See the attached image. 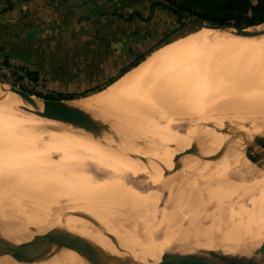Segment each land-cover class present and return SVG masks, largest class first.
Here are the masks:
<instances>
[{
  "label": "rangeland",
  "instance_id": "1",
  "mask_svg": "<svg viewBox=\"0 0 264 264\" xmlns=\"http://www.w3.org/2000/svg\"><path fill=\"white\" fill-rule=\"evenodd\" d=\"M155 1L157 2V1H164V0H128V4L133 5L134 7H138V8L140 6L142 8V11H144L145 13H146V10L148 9V13H146L144 18L145 17L150 18L151 14H149V9H151V7L153 6L152 3H155ZM251 1H254V0H251ZM154 6L159 7V14H160L159 20H155L158 23H156V24H154L155 22L152 23V26L153 25L158 26V29H159L158 44H162L165 41H173V40H175L174 42L185 41V39L190 37L193 33H195L196 30L199 31L198 30L199 28L200 29L204 28V26L200 25V24H203V25H210V26L214 27V28H212V27L210 28L212 30V40H213L212 42L218 46V49H219V46L221 47L219 50L212 51L211 53L205 52V49H200L199 45L196 47V49L186 48V51H184L182 53L181 60L179 62L174 61L173 59H166V60L160 61L159 63H157L156 65H154L151 68L150 72L147 75L139 78L137 84L134 86V90H135L134 94L130 93V91L127 93L128 95L131 94V95H129V97L135 98V104H137V100L140 99L141 94L142 95H143V93L151 94L155 89H157L156 91L159 90V92L156 95H154L155 99H157L159 101V104L155 105L153 107L152 106L147 107V110L151 111L152 113L155 112L156 114L159 115V117H157V119H160L159 121L162 123H160L159 125H156V126H164V122H165V124H166V122H172V124H174V126L168 127L167 134L170 135L172 138H174L172 140L176 141L178 139L179 141L177 140L176 141L177 143H176V142L169 139V141L166 140V142H164V143L161 142V145H162L161 151L163 152V154L166 156H168L170 154L169 156H171L174 159L172 161L167 159L166 162H165L166 158L161 159L160 162L158 161V162H156V164L154 163L155 164V165H153L154 171L151 172L150 168L146 167L147 165H145L144 159H146V161H147L148 157H144V159L142 157H140L139 158V159H141L140 164L142 162L144 164L142 163V165H141L142 167H140V164L136 163L137 165L139 164V166H136V165H134V161L132 162V160H130V158L132 157V155H131L132 153L128 150L122 151L120 149L121 152L119 150L120 153H119L118 157L115 156V160L114 161L111 160L112 162L110 161V162L106 163V158L108 156L106 154V151H105L106 156L105 157L101 156V158H100L99 157L100 154L97 151V149L95 147L91 148L89 146L90 142H91V140H89V138H88L89 136H91V137H97L98 136V138H99L100 136L104 135L106 137L107 136L110 137L113 131H114L113 135H116L117 130L114 129V127H116V126H114L113 123H115V125L118 124V126L125 127V128L129 126L126 123L136 124L135 123L136 121H128V119H126V118H121V119L118 118L119 121L117 120V118H115V119L110 118V119L105 120V119H102L101 116H99L98 110H94L91 108L88 109V107H85V108L81 107L80 102L82 100H90L91 98H93V96H91V95L98 93L100 90L95 92V93H92V94L84 93L82 95H79L80 97H78V98L64 102V103L68 104L70 107H72L73 109H75L76 111H78L79 113L87 115V120L81 126H84L86 128H87V126L90 127V129L88 128L89 132L76 133L75 132L76 129H74V125H75L74 123L69 124L67 122H62V121L55 119V118L53 120H48V118L46 119V117L37 116L35 114L34 110H32V109H24V107L22 109L18 104L11 102V100L9 98L5 97L1 93L2 88H1V83H0V135H2V136H0V153L2 151L6 150L5 148H7V150L10 149V150H14V151L16 150L17 151L18 150L17 148L20 147L21 149L24 150V152L27 154V156L29 158L31 157L35 160L40 159L42 161H46L47 164H49V163L51 164L54 161L56 162V160L60 159L61 157H64L65 155L73 154L75 152L76 153L83 152L85 154L76 157L74 159L75 161H73L74 162L73 164H76V166L75 165L74 166H75V169L77 171L78 170L80 171V169H79L80 167H78V166H81V168H84V167L91 168L90 169V175L94 179L93 182L91 181L90 176H85L90 181H88V182L84 181L83 183H84V185L89 186V189H91V188H92L91 190L95 189L94 191L96 193L94 195H95V197L96 196L99 197V198H95V197L92 198L90 196L92 198L91 199L89 197V195L86 194V198L88 199V197H89L92 201L89 199L88 201H90V202H88L87 199L86 200L84 199L86 201L85 202L83 199H81V200H83V202L82 201H80V202L83 203V205H84L83 206L81 203L78 204L79 202L77 203L76 200H74L73 198H72V200L70 198H66L65 196H67L69 192H65L61 197H59L60 199L58 201H54L56 198L53 199V196L51 194H49V196H48V194L42 193V192L37 191L35 189L34 186L36 184H39V183L31 184L33 186V188H31V187H23L22 188V187H19L18 184H10V182H7V180L5 182L4 176L7 173L3 172V167L6 164H8V161L3 160L0 157V208L3 211H6V212L10 213L11 215H13L19 219H24V222L27 225L32 226V227H35V225H34L35 218L34 217L36 216L37 220H39L42 223H45L48 225H53L56 227H59V224L63 225L65 231H67L69 234H71L73 236L74 235L78 236L80 234H84L86 230H90V232L93 235L97 236V238L100 240V242H107L108 244H113V245H126V244H128L130 246L131 250L134 248L132 250V252H133V255H134L136 262L138 264H143V263L144 264H155V263L156 264H164V263L165 264H169V263L173 264L174 262L181 264L183 261L184 262L182 264H187L188 263V260H186V259H188L187 256L192 257L195 255L192 252L189 254L186 253L185 254L186 259L182 258V256L184 257V255H183L184 253H181L182 254V256H181V254H180V252H182L181 250H183V252L190 250V249H187L185 247L186 245H189V247L192 248L194 250V252L197 251L194 247L195 245L196 246L197 245H199V246L200 245L211 246L208 253L203 256V259L210 258L212 256V253L215 251L220 253V254H223L227 251L242 252V251H252V250H256V249L264 251L263 242L258 237H248L246 239V241L244 243H242L240 246L232 245V244H228V243H214L213 244V243L206 241L203 238H201V239L198 238L199 235H202L204 232H206L205 230H207V229L208 230H210V229L211 230H219V229L227 228V227L231 226L235 229V231H238L240 234H244L245 232L247 233V231L249 230L248 228H251L253 226H260V224H261V226L264 225L262 223L254 225V224H249V222H248V220L251 219L252 217H263L264 216L263 210H258V211L255 210V212L253 211L256 206L264 203V174H263L264 173V128L256 127L255 125H252V123L248 125V123H250V122L249 121L247 122V119H242V120L240 119L239 120L237 117L243 118V117H240L243 115H242V113H240V114L238 113L240 116L239 115L235 116L237 114L236 112L243 111V109L245 110L246 109V108H244L245 105L241 106V104H239L240 106H238V105L234 104L238 107L233 108L232 105H233V103H236V102H233L232 100H234V99H231L232 97H230V100L232 102H231V104L228 105L227 102L229 101V99H228L229 96H227L228 94H226L227 92L228 93L230 92V94L233 92L235 93L237 90L236 84L234 83V82L238 81L236 77H239L238 76L239 74L244 75L243 73H245L244 70L240 71V69H242L241 67L244 66V64H241V63L246 62L249 57H250L249 59H252L253 57L254 58L260 57L259 53L264 54V50L261 51L262 53L261 52H254V54H255V56H254V55H252L253 52H250L249 50L247 52V49H245V51H244L241 46H238L240 48L237 47V49L235 50L236 46L233 49V46H231V45H230L231 48L229 45H228V47H226L227 44L225 43V42H228L230 40L229 42L239 41V42L246 45L250 42H258L260 40H264V22L259 24V25H256V26L248 27V28L241 29V30L237 31L232 25H229V24H222V25L207 24V23L201 22L198 18H196L194 16L191 17V19L189 21H186V11H184V16H185V18L183 19L184 22L179 24L177 22L176 14H174L171 10L169 12L166 11L165 12L166 14H164V12L162 14L161 9L164 10L165 7L161 6V5H154ZM168 14H170V19L167 21L165 19H166V16ZM218 42L219 43L221 42L222 44L219 45ZM244 42H247V43H244ZM223 43H225V44H223ZM222 45H223V47L225 45L226 46L223 48ZM150 50H152V48H149L146 52L143 53V55L145 54V56H146V54H148L150 52ZM256 53L258 54L257 57H256ZM250 55H252L253 57ZM222 56H226V57H222ZM244 56H245V58H243ZM246 57H248V58H246ZM219 64H221V65H219ZM240 65H242V66H240ZM236 68H238V69H236ZM236 70H237V73L234 75ZM221 71H224V73L222 72L223 73L222 74ZM225 73H226V75L224 76V80L232 81V85L230 84L231 82H228V81L226 82V81L222 80L223 79L222 76ZM193 74H194V76H193ZM227 74L230 76V78H229V76H228V78L226 77ZM172 75L174 77H172ZM232 76H233V78H232ZM234 76H236V77H234ZM192 77L196 78L198 87H196L193 95H191L192 97H187V96H185V97L187 99L193 98V99L199 100L196 107H194L191 110H187L185 107L174 108V107L168 106V103L164 102V91L166 90L165 88L167 86V81H169L170 79H172V80L176 79V81H177L176 86H175V91H176V89H179L178 86H182V87L185 86L186 83ZM220 79H221V82L223 81V83H222L223 88H222L221 84L219 85ZM229 79H231V80H229ZM233 79L235 81H233ZM247 79H248V77L245 75L244 81L242 80L240 82V84L238 83L237 86L239 87V85H240V87L238 88L239 89L238 91L239 92L245 91V93L248 92L246 94H249V95L254 94L253 92L256 89H254L253 88L254 86H252L253 80L251 78L248 79L250 82H252L250 84ZM225 82H226V84L227 83L229 84V85H227V87L225 86L226 85ZM242 83H243L244 87H243ZM223 84H225V85H223ZM230 85L232 86V88ZM4 86L7 87L6 85H4ZM224 86L226 88L225 89L226 91L225 90L222 91V89H224ZM217 87L224 93V95L221 94V95L217 96V94L221 92L219 89H217ZM104 88H106V87H104ZM228 88H229V91H228ZM241 88H243L244 91L240 90ZM103 89H101V90H103ZM257 92L258 91H256V94L258 95ZM127 94L125 93L126 96H127ZM203 95L207 96V97L204 96L206 98V100L204 99ZM257 95L254 94V96H257ZM34 96L43 98V97H41V96H43L42 94H36ZM223 96H227V100L225 99L226 97H223ZM120 98H122V96L117 98V100L119 99V101H120L121 100ZM251 105L255 109L256 108L258 109L260 107L259 105H253V104H251ZM223 110L225 113L223 112ZM165 114L169 117L171 116L172 118L167 117ZM191 115L194 117L193 120L190 119ZM99 117H101V120ZM233 117H234V119H233ZM163 118H164V120H163ZM116 122H118V123H116ZM149 124H150V122H145L143 125L148 126ZM250 125H252V126H250ZM172 127H173V133L170 132V128H172ZM181 127L182 128L184 127V128L182 129ZM140 128H142L143 131H145L146 133H148L150 130L149 129L148 131H146L144 129V127H142V126ZM186 128H188V129L191 128V130H194L197 132H203L208 137L210 136L209 138L219 137V138H224L227 142L228 141L231 142V146H232L233 150H230V146H229V144H227L229 147L227 148V145L225 146V148H227L225 150V152H224V150H223V152H222V150H219V151H217L218 154H217V152H215V153L217 154L218 157H219V155H220V157L226 156L229 159L228 160L225 157L223 159V162L227 163L229 165L228 167L232 166L231 169L229 168L230 170H232L234 167L238 168L239 166L246 168L242 171V168L239 167L240 168L239 174H242V175L240 176L239 174H237V176H235L236 179L243 178V177L245 178V176L247 174L251 173V175L253 176L254 182H253V184H251V187L249 188V190L247 192L248 197L240 198L237 201H234V200H236L237 193L234 195V193L236 191L233 192V195L235 196L234 197L233 195H230L232 192L231 191L230 194L229 193L226 194V196H228V194H229V196L231 197L230 199H232V196H233V199L235 198L234 200H232L231 203L223 204V207L219 208V209H214L216 207L211 206L208 209L209 211L211 210L210 215H208L206 217L202 216L200 209L204 208L202 205L204 202L208 201V199H206V198L204 199L203 195H202L203 197L202 196L197 197L198 195H196V197L198 198V199H196V197H194L195 194H193V196H192L190 193L187 192L186 188L190 187V186H194L196 184L200 186L201 182L209 181L213 177L212 176L209 177V175L206 174L207 176L202 175L203 177L201 178V176H199V174L197 173L198 169H200L199 165H197V164L192 165V167L188 166L189 168L188 167L186 168V158H187V160H190L192 163H201V160L204 162L205 161L214 162V161H217L220 159L212 157L211 155L201 151L202 145L199 141L192 142L191 144H189V147L187 149L183 150V148L180 146L183 144L182 142H181L182 144L180 143V141H181L180 139H182V133L184 132V130ZM256 128H258V129H256ZM150 132L152 134H155L158 136L162 135V134L157 133L155 130H150ZM95 134H97V135L95 136ZM141 135H143L142 131L140 132V135H138V136H141ZM164 135H166V134H164ZM91 137H90V139H91ZM121 138H122V136H121ZM141 142H140V144H142L141 146L143 147L147 143V140L145 141V139H144ZM167 142H168L169 146H168ZM178 143H180V144H178ZM105 144L106 143H104V145ZM235 146H241V148L244 151H248L251 155H256V156L260 155L261 156V159H260L261 163L259 162L256 164L255 162L254 163L249 162V163L244 165V162H243L244 161V155H241L240 152L237 151ZM86 147H87V150L85 149ZM166 147H168V148L172 147L170 149V153L168 151L169 149ZM92 149L94 150V152ZM163 149H165V151H163ZM172 149H173V151L175 150L174 154H173ZM91 150H92V152H91ZM191 150L193 152H191ZM126 152H128V153H126ZM167 152H168V155H167ZM88 153H90L89 156H88ZM200 153H201V155H200ZM215 153L213 155L216 156ZM236 153L238 155H236ZM193 154L196 156H193ZM198 154L200 155V158H199ZM126 155H128V157H126ZM174 155H175V157H174ZM83 156H85V158ZM143 156H148V154L143 155ZM79 157H81V158L79 159ZM82 157L86 161L85 160L83 161ZM116 157H117V159H116ZM149 157H150V155H149ZM126 158H128L129 161L128 160L126 161ZM177 158H178V160H177ZM87 159H89V161ZM120 159H122L124 162L126 161V163H124L123 167L119 168L120 171L122 169V172H121L122 174L120 175V178H118V176H117L116 182H114L115 177L112 178V175L114 172L113 173H109V172L112 170L111 166L115 167V166H113L114 165L113 163H118V161H120ZM92 160H93V162L97 160V161H101L103 163L102 164L100 163L101 166L99 165L97 168V166L92 164ZM175 161H176V163H175ZM109 163H112L113 165H111ZM18 164H19V166H22V167L27 166L29 169V172H30V174H29L30 176H35L36 174H38L37 170H36L37 171L36 172L33 169L35 171L34 172L31 169L32 167H34V166H32L33 165L32 163L18 161L17 165ZM129 165L131 166L130 168H132V169L129 168ZM132 165H133V167L136 166V168L140 167V169L133 168ZM30 166H32V167L29 168ZM108 166H109V168H108ZM143 166H145V168ZM153 166H151V169ZM214 166H216V165H214ZM236 166H238V167H236ZM155 167H156V169H155ZM86 168H84V169H86ZM110 168H111V170H110ZM35 169H38V168H35ZM144 169L148 173L144 172ZM86 170H88V169H86ZM127 170L129 171L130 174L132 173L131 176L134 175L133 179L129 175ZM132 170H134V172ZM82 171H80V172H82ZM101 171H103V172H101ZM194 171H196V172H194ZM247 171H249V173L246 174ZM255 171L257 173L256 175H255ZM149 172H151V173H149ZM75 173L77 174V172H75ZM75 173L72 174L74 176H71L69 174H68V176L66 175L67 177H65V179H70V178H74V177L76 178L77 176L75 175ZM102 173L106 174L107 176L110 174V177L112 178V180L110 178L111 181L108 182L109 183L108 186L110 188L107 187V189L109 191L106 188H104V189H106V191L104 190V192H102L103 190H101V192H99L100 187H98V185H99L98 183L101 181H99L97 183V179L100 180L99 179L100 174H102ZM134 173H136V174H134ZM190 175L192 177L191 179H190ZM195 175H196V178L194 177ZM260 175H261V177H258ZM107 176H106V178L108 179L109 176L108 177ZM206 177H208V179ZM129 178H131V179H129ZM134 178H135V180H134ZM113 179H114V181H113ZM8 181H9V179H8ZM27 181L28 180H26V183L28 185ZM61 181L62 180H60L59 182H56V181L54 182L55 186L57 187L56 189H58V185L61 183ZM112 181L114 184L112 183ZM128 181H131V185H129L130 182L128 183ZM196 181H200V182L197 183ZM194 182H195V184H194ZM126 184H128V186H130V187H126V189H125L124 185H126ZM187 184L188 185L190 184V186H188ZM90 185H92V186H90ZM94 185H96L97 188ZM186 185H187V187H186ZM256 185H257V189H256ZM199 186H198V188L200 190V187L202 185L200 187ZM111 187L113 189H111ZM195 188L198 189L197 187H195ZM96 189H99V191H97ZM101 189H103V186H101ZM112 190H114L116 192H114ZM94 191H90V192L92 193ZM110 192H112V193H110ZM186 194L188 195V197ZM196 194H199V193L196 192ZM87 195H88V197H87ZM92 195H93V193H92ZM207 195L205 194V196H207ZM243 195H245V194L243 193ZM84 197H82V198H84ZM68 199H69V202H68ZM93 199H95L94 202H93ZM141 200H142V202H141ZM163 201H165L166 203ZM74 203H76V204H74ZM118 203H119V205H118ZM154 203H155V205H154ZM156 203H158V204H156ZM162 203H163V205H162ZM187 203L192 205V208H194L192 213L189 212L190 209H189ZM212 203H213V201H211V204ZM52 204H54V205L56 204V206H57L56 209H54V211H51V210L48 211V209H52L50 207ZM90 204H91V206H90ZM170 205H171V208H170ZM172 205H174L176 208ZM218 205H220V204L217 203V206ZM75 206H77V207H75ZM107 206H109V207H107ZM112 206H114V207H112ZM239 206H242V208H243V209H241V212L239 214L234 215V216H230L231 213L234 210H236V207H239ZM103 207L106 209H104ZM151 207H152V209H151ZM172 207L176 211L173 210ZM78 208L80 211L76 212ZM114 208H116L115 211H114ZM44 209L47 213L48 212L49 213L47 214L46 212H44L43 211ZM69 209H71L70 210L71 212L69 211ZM101 209H102V211H101ZM118 209H121L122 211L118 210ZM169 209H172V211H175L178 214H175V212L173 213ZM166 211L167 212L169 211L171 214L168 213V215H166V213H167ZM42 212L45 213V214L43 213V216H42ZM64 213H65V215L63 216ZM24 214L27 217H23ZM206 214H208V213H206ZM20 215H22V216H20ZM81 216H83V218ZM76 221H77V223H75ZM86 221H88V222H86ZM235 221L237 222L238 226L235 225ZM54 223H55V225H54ZM142 224H144V225H142ZM103 227H104V229H103ZM172 228L173 229L176 228L175 229L176 231L173 230ZM128 233H130V234H128ZM178 238H180V240ZM163 239H164V243H163ZM177 239L179 241H177ZM175 240H176V242H174ZM0 241L4 244L7 243L2 239H0ZM170 243H172V244H170ZM168 244H170V245H168ZM166 245H168V246H166ZM181 247L185 248L187 250L185 251V249H182ZM205 247L208 248L207 246H204V248ZM215 248H216V250H215ZM201 251H203V250H201ZM124 253H126V252H124ZM166 253H168V254H166ZM177 254H178V256H177ZM137 256H138V259H137ZM237 257L235 256V258L231 259L232 260V262L230 261L231 264H233V263L234 264H252V262L255 264L256 263L259 264V262H260V264H263L262 262H264V257L263 258L260 257V260H259V256L253 257V259L254 260L256 259V261H258V262L252 261L253 260V259H251L252 257L250 259L246 258L245 256L243 257V259L241 258V256L240 257L237 256ZM257 257H258V259H257ZM179 258L181 260L178 261ZM240 258H241V260H240ZM190 259L191 260H189V264H193V259L192 258H190ZM244 259L249 260V261L245 262ZM165 260H166V262L168 260V262L166 263ZM185 260L187 262H185ZM172 261H173V263H172ZM158 262H160V263H158ZM236 262H238V263H236ZM249 262H251V263H249Z\"/></svg>",
  "mask_w": 264,
  "mask_h": 264
},
{
  "label": "bare ground",
  "instance_id": "2",
  "mask_svg": "<svg viewBox=\"0 0 264 264\" xmlns=\"http://www.w3.org/2000/svg\"><path fill=\"white\" fill-rule=\"evenodd\" d=\"M207 27V28H206ZM211 27L209 26H204V28H201L199 29V31H196L195 33H193L190 37L186 38L185 41H178V42H173V43H170V44H167L159 49H157L156 51L150 53L143 61H141L137 66L133 67L132 69H130L129 71H127L124 75H122L119 79H117L115 82L111 83L110 85H108L106 88H104L103 90L99 91L98 93H95L94 95H91L93 96V98H91L90 100H82L80 102L81 104V107L82 108H85V107H88L91 108V109H94V110H98L99 112V116L102 117V119H115L117 118H126L128 119V121H136L134 123H126L128 124L129 126L128 127H121V126H118L114 124V129L117 130L116 132V135H113V132L111 134L110 137H106V136H100L98 138L97 137H91L89 136V140H91L90 142V147L91 148H96L97 151L99 152L100 154V158L101 156H106L105 155V151H106V154L108 155L107 158H106V163L110 162L111 160H115V156L118 157L119 153L122 151H130L132 157L130 158V160H132V162L134 161V165L136 166H139L140 164V161L141 159H139L140 157H142L144 159V157H148L147 161L146 159L145 160V165H147L146 167L150 168V171H154V166L156 164V162H160L161 159H165V162L167 161V159L169 160H173L174 158H172L171 156L168 155V152H167V155H164L163 152L161 151V148H162V145H161V142H166L174 138H172L170 135L167 134V131H168V127H171V126H174V124H172V122H164V126H156V125H159L160 122L159 120L160 119H157V117H159L158 114H156L155 112H151L149 110H147V107H150V106H155V105H158L159 104V101L157 99H155V96L158 92L156 91L157 89H155L151 94H145L143 93V95L141 94L140 96V99L137 100V104H135V98L134 97H129V95L131 94H127L129 91L130 93H133L135 92L134 90V86L137 84L139 78L147 75L151 68L156 65L157 63H159L160 61L162 60H166V59H173L174 61H180L181 60V55L184 51H186V48H192V49H196V47L199 45L200 49H205V52H208V53H211L212 51H216V50H219L221 47L219 46V49H218V46L215 45V43H213L212 41V30L210 29ZM262 39V38H261ZM237 40V39H236ZM230 41V40H229ZM225 42L227 44L226 47H228V45L230 46H233V49L234 47L236 46L235 50L237 49L238 46H241L243 48V50L245 51V49H247V52L248 50L250 52H253L252 55L255 56L254 52H261L264 50V40H260L258 42H250L248 44H243L239 41H232V42ZM216 42V41H215ZM219 43V42H218ZM223 43V44H225ZM244 43H247V42H244ZM222 43L220 42L219 45H221ZM224 46V47H225ZM230 46V48H231ZM223 47V45H222ZM223 47V48H224ZM240 48V47H238ZM228 49V48H227ZM234 50V51H235ZM242 50V49H241ZM262 53V52H261ZM185 54V53H184ZM206 54V53H205ZM241 55V54H240ZM245 55V54H244ZM250 55V56H252ZM221 56V55H220ZM258 56V54L256 53V57ZM259 56L260 57H257V58H253L252 59H249L248 57V60L244 63H241V64H244L243 67H241L242 69H240V71H245V73H243L244 75H238L239 77H236L237 78V82H234L236 84V92L233 94L230 92L226 93L228 94L227 96H229V101L227 102V104H231V102H236V103H233L240 106L239 104L242 105H245L244 108H246L245 110L243 109V111H240V112H236L237 114L235 116H238L240 113H242L243 116H240V117H243V118H239L237 117L239 120L241 119H247V122L249 121L252 125H255L256 127H262L264 128V54H260L259 53ZM205 57V56H204ZM222 57H226V56H222ZM245 58V56L243 57ZM239 59V58H238ZM241 59V58H240ZM242 61V60H241ZM238 62V61H237ZM236 63V62H235ZM240 63V62H239ZM221 65V64H219ZM242 66V65H240ZM239 66V67H240ZM238 69V68H236ZM223 70V69H222ZM224 73V71H221V73ZM222 73V74H223ZM237 73V70L236 72L234 73V75ZM239 73V72H238ZM221 74V75H222ZM230 74V73H229ZM226 75V73L222 76L224 80V76ZM233 75V74H232ZM245 75L248 77V79H252L253 80V85L254 86L253 88L256 89L253 93L255 95L256 94V91H258V95L257 96H254V94H246L248 92L245 93V91L243 90V88H241L240 90H243L244 92H239L238 88L239 87L237 86L238 83L240 84V82L243 80L244 81V77ZM194 76V74H193ZM228 74H227V78H228ZM172 77H174L172 75ZM220 77V76H219ZM230 78V76H229ZM233 78V76H232ZM231 78V79H232ZM243 78V79H242ZM226 79V78H225ZM229 79V80H231ZM247 79V80H248ZM251 80V81H252ZM226 81V80H224ZM228 81V80H227ZM226 81V82H227ZM233 81H235L233 79ZM176 79L175 80H172L170 79L169 81H167V86H166V90L164 91V102L165 103H168V106H171V107H174V108H180V107H185L187 110H191L193 109L194 107H196L197 103L199 102V100H196V99H193V98H190V99H187L185 96L187 97H192L191 95H193L196 87L197 86V81H196V78L195 77H192L187 83L185 86H178L179 89H176L175 91V86H176ZM219 85L221 84L222 86V83L223 81L221 82V79L219 81ZM225 82V84H226ZM228 82H231L230 84L232 85V81H228ZM246 82V81H245ZM248 82L251 84L252 82H250L248 80ZM223 84V85H225ZM218 85V86H219ZM227 85H229L228 83L225 85L227 87ZM230 85V86H231ZM243 85V83H242ZM224 86V89L225 88ZM235 86V85H234ZM244 87V85H243ZM249 87V86H248ZM247 87V88H248ZM251 87V86H250ZM7 88V87H6ZM223 88V86H222ZM230 88V87H229ZM229 88H228V91H229ZM232 88V86H231ZM252 88V87H251ZM252 88V89H253ZM134 91H133V90ZM217 89H219L217 87ZM234 89V88H233ZM220 90V89H219ZM232 90V89H231ZM235 90V89H234ZM247 90V89H246ZM251 90V89H250ZM218 91V90H217ZM221 91V90H220ZM219 91V92H220ZM220 92L217 94L218 95H221L224 93L223 92ZM226 91V90H225ZM125 93L127 94V96L125 95ZM176 93V94H175ZM178 93V94H177ZM205 94V93H204ZM4 95V94H3ZM124 95V96H123ZM174 95V96H173ZM207 95V94H206ZM206 95H203L206 96ZM5 97L9 98L11 100V102L15 103V104H18L22 109L24 107V109H32L34 111H36L34 108H30L28 107L27 105H25L24 103H22L19 99L15 98V97H10V96H7V95H4ZM90 96V97H91ZM120 98L121 100L119 101V99L117 100V98L121 97ZM208 96V95H207ZM206 96V97H207ZM227 96H223V97H226L225 99L227 100ZM89 97V98H90ZM230 97H232L231 99H234V100H230ZM88 98V99H89ZM8 99V100H9ZM204 99L206 100V98L204 97ZM236 100V101H235ZM68 101V100H66ZM65 101H58L57 102V106H58V109H57V112L56 114L54 115L53 118H48V120H53L54 118L55 119H58L62 122H67L69 124L71 123H74V129L76 133H84V132H89V129L90 127L87 126L84 127V126H81L83 125L85 122H81V119L80 117L82 115H85V114H82V113H79L78 111H76L75 109H73L72 107H70L68 104L64 103ZM206 102V101H205ZM230 102V103H229ZM249 103V104H248ZM259 105L260 107L256 110L254 107H252V105ZM232 107L236 108L238 106L234 105ZM231 106V105H230ZM251 106V107H250ZM231 107V108H232ZM248 107V108H247ZM232 108V109H233ZM66 111H70L71 113H75L77 115V120H73L71 117H66L65 116V112ZM237 111V110H236ZM224 112V110H223ZM166 113V112H165ZM225 113V112H224ZM239 113V114H238ZM163 114V113H162ZM167 114V113H166ZM165 114V115H166ZM176 115V114H175ZM262 115V116H261ZM167 116V115H166ZM177 116V115H176ZM260 116V117H259ZM101 117L100 120H101ZM169 117V116H167ZM98 118V119H99ZM162 118V117H161ZM169 118H172L171 116ZM193 116L191 115L190 116V119L193 120ZM47 119V118H46ZM222 119V118H221ZM234 119V117H233ZM164 120V118H163ZM252 120V121H251ZM119 121V120H118ZM162 121V120H161ZM166 121V120H165ZM245 121V120H244ZM145 122H150V124L148 126H144L143 124ZM236 122V121H235ZM241 122V121H240ZM118 123V122H116ZM148 124V123H147ZM206 125V124H205ZM247 125V126H248ZM250 125V126H252ZM144 127V129L146 131H148L149 129L150 130H155L157 133L159 134H162L160 136L158 135H155V134H152L149 130L148 133H146L145 131H143L142 128L140 127ZM181 126V125H180ZM191 126V125H190ZM112 127V126H111ZM177 127V126H176ZM179 127V126H178ZM254 127V126H253ZM89 128V129H88ZM182 128V127H181ZM184 128V127H183ZM182 128V129H183ZM215 129V128H214ZM258 129V128H256ZM103 130V129H102ZM115 130V131H116ZM203 130V129H202ZM143 132V135L141 136H138L140 135V132ZM145 132V133H144ZM170 132L173 133V127L170 128ZM206 132V131H205ZM106 134V133H105ZM135 136H134V135ZM149 134V135H148ZM166 134V135H164ZM97 134H95L96 136ZM101 135V134H100ZM209 135V134H208ZM2 136V135H0ZM122 136V138H121ZM91 137V139H90ZM210 137V136H209ZM205 133L203 132H197V131H194V130H191L186 128L184 130V132L182 133V139H180V143L182 145H180L183 150L187 149L189 147V144H191L192 142L194 141H199L202 145L201 147V151H203L204 153H207L209 155H211L212 157H215V158H218L220 160H217V161H214V162H208V161H202L201 160V163H192L190 160H187L186 158V168L189 166V167H192V165H199L200 169H198V174L199 176H201V178L208 174L209 177L212 176L213 178L209 181H205V182H201L200 184L202 185H194V186H190V184L188 186L190 187H187L186 185V190L188 193H190L192 196L193 194H195L194 197H196V195H198L197 197H201L202 196L204 199H208V201L204 202L203 203V207L202 209H200L201 211V214L203 217H206L208 215H210V212L211 210L209 211L208 209L211 207V206H215L216 208L214 209H219V208H222L223 207V204H227V203H231L233 199V196L237 193L236 195V200L234 201H237L238 199L240 198H246L248 197L247 195V192L249 190V188L251 187V184H253V176L251 175V173H249V171L246 172L249 173L245 176V178H238L236 179L235 176H237V174H239V171H240V168H242V171L246 168H243L241 166H236L238 168H234L232 170L231 167H228L229 165L227 163H224L223 162V159L226 157H223L219 155V157L217 156L219 150H225L230 146V150H233L232 146H231V142H227L224 138H219V137H211L209 138ZM145 139V141L147 140V143L142 147L140 144L141 141H143ZM178 140V139H177ZM176 140V141H177ZM85 141V140H84ZM174 141V140H172ZM174 141V142H176ZM179 141V140H178ZM89 143V142H88ZM104 143H106L104 145ZM142 143V142H141ZM145 143V142H144ZM173 143V142H172ZM177 143V142H176ZM178 143V144H180ZM188 143V144H187ZM168 144V142H167ZM229 144V146L227 145ZM227 145V148H225V146ZM169 146V144H168ZM237 151L240 152L241 155H244V165L249 163V162H252V163H259L260 162V159H261V156L258 155H251L248 151H244L241 146H235ZM164 148V147H163ZM168 148V147H166ZM172 147H169L167 150L169 151L170 153V149ZM6 150L2 151L0 153V157L3 159V160H6L8 161V164H6L4 167H3V172L7 173L4 177H5V182L7 180V182H10V184H18L19 187H31L33 188V186L31 184H35V183H39V184H36L34 187L37 191H40L42 193H45V194H51L53 196V199L56 198L54 201H58L65 192H69L67 196H65L66 198H70L72 200V198L74 200H76V202L78 204H82L83 205V200L87 199L86 198V194L89 195V197L91 196L92 198L95 197V189L94 190H91L89 189V186H86L84 185V181H90L88 180V178H86L85 176H90V169L91 168H81V166H78L80 167V172L79 170L77 171L75 169V166L76 164H73L75 161L74 159L80 155H83L85 153L83 152H79V153H73V154H69V155H65L64 157H61L60 159L56 160V162L54 161L53 163H49L47 164L46 161H42L40 159L38 160H35L33 158H29L27 156V154L24 152L23 149H21L20 147H18L17 151L15 150H7V148H5ZM87 150V147L85 148ZM95 149V150H96ZM121 149V150H120ZM174 149V148H173ZM172 149V151H173ZM193 149V148H192ZM93 150V149H92ZM91 150V152H92ZM120 150V152H119ZM194 150V149H193ZM246 150V149H245ZM84 151V150H83ZM163 151H165V149H163ZM188 151V150H187ZM186 151V152H187ZM86 152V151H85ZM88 152V151H87ZM90 152V153H91ZM94 152V150H93ZM96 152V151H95ZM175 150L173 151V154H174ZM191 152H193L191 150ZM195 152V151H194ZM217 152V154L215 153ZM88 153V156L89 154ZM97 153V152H96ZM128 153V152H126ZM166 153V152H165ZM216 154L213 155V154ZM220 153V152H219ZM232 153V152H231ZM247 153V154H246ZM258 153V152H257ZM148 154V156H143V155H146ZM172 154V153H171ZM190 154V153H189ZM222 154V153H221ZM150 155V157H149ZM191 155V154H190ZM189 155V156H190ZM199 155V154H198ZM201 155V153H200ZM200 155H199V158H200ZM236 155H238L236 153ZM87 156V157H88ZM125 156V155H124ZM193 156H196L193 154ZM203 156V155H202ZM85 158V156H83ZM82 157V159H83ZM116 157V159H117ZM126 157H128V155H126ZM175 157V155H174ZM81 157H79L80 159ZM227 158V157H226ZM78 159V160H79ZM228 159V158H227ZM231 159V158H230ZM85 159H83L84 161ZM89 161V159H87ZM128 160V158H126V161ZM176 160V159H175ZM178 160V158H177ZM216 160V159H215ZM229 160V159H228ZM18 161H22V162H28V163H32L34 167L30 166L29 168H31L32 170L34 169L38 174H36L35 176H30V172H29V169L28 167L26 166H19V164L17 165V162ZM82 161V160H81ZM80 161V162H81ZM82 161V162H83ZM86 161V160H85ZM126 161L124 162L122 159H120V161H118V163H109L115 167H112V170L110 168V172L109 173H113L112 175V178L114 182H116V178L118 176V178H120V175L122 174V169L121 171L119 170L120 167H123L124 163H126ZM129 161V160H128ZM139 161V162H138ZM155 161V162H154ZM79 162V163H80ZM112 162V161H111ZM78 163V162H77ZM100 163L102 164L103 162L101 161H94L92 160V164H94L95 166H98L100 165ZM136 163H139L138 165ZM143 163V162H142ZM142 163L140 164V167H142ZM155 163V164H154ZM176 163V161H175ZM212 163V164H211ZM261 163V162H260ZM116 164V165H115ZM130 164V163H129ZM133 164V163H132ZM144 164V163H143ZM167 164V163H166ZM230 164V163H229ZM31 165V164H30ZM75 165V166H74ZM84 165V164H83ZM82 165V166H83ZM107 165V164H106ZM216 165V166H214ZM101 166V165H100ZM132 167L133 168H136ZM151 166L152 169H151ZM168 166V165H167ZM92 167V166H91ZM131 166L129 165V168ZM140 167L136 168V169H140ZM145 168V166H143ZM188 167V168H189ZM194 167V166H193ZM35 168H38V169H35ZM109 168V166H108ZM230 168V169H229ZM248 168V167H247ZM30 169V170H31ZM132 169V168H130ZM142 169V168H141ZM156 169V167H155ZM161 169V168H160ZM250 169V168H249ZM33 170V171H34ZM125 170V169H124ZM129 170V169H128ZM127 170V172L129 173V171ZM147 170V169H146ZM190 170V169H189ZM248 170V169H247ZM34 171V172H35ZM92 171V170H91ZM120 171V172H119ZM134 172V170H132ZM139 171V170H138ZM148 171V170H147ZM241 171V172H242ZM77 172V174L75 173ZM103 172V171H101ZM118 174H117V173ZM124 172V171H123ZM126 172V173H127ZM142 172V171H141ZM144 172L145 169H144ZM149 172V173H151ZM189 172V171H188ZM187 172V173H188ZM196 172V171H194ZM77 176L76 178H70V179H65V177L69 175L71 176H74L72 174H74ZM94 173V172H93ZM108 173V174H109ZM137 173V172H136ZM134 173V174H136ZM140 173V172H139ZM143 173V172H142ZM148 173V172H146ZM161 173V172H160ZM163 173V172H162ZM192 173V172H191ZM245 173V172H244ZM132 174V173H131ZM131 174L129 173V175L131 176ZM145 174V173H144ZM153 174V173H152ZM155 174V173H154ZM194 174V173H193ZM256 171H255V175H256ZM264 174V173H263ZM67 175V176H66ZM128 175V174H127ZM151 175V174H150ZM162 175V174H161ZM203 175V176H202ZM240 176L242 174H239ZM254 175V174H253ZM106 174H100V180L97 179V183L99 181L98 184V187H100V191L99 189H96L97 191L101 192V190H103L102 192H104V190L106 191L107 187L108 186V182H110L112 180V178L110 177V174L107 176L108 179L106 178ZM133 176L132 175V179H133ZM207 176V175H206ZM125 177V176H124ZM142 177V176H141ZM196 178V175L194 176ZM193 177V178H194ZM218 177V178H217ZM239 177V176H238ZM258 177H261L258 176ZM111 178V180H110ZM191 175H190V179H191ZM198 178V177H197ZM208 179V177H206ZM205 178V179H206ZM9 179V181H8ZM131 179V178H129ZM26 180H28V185L26 183ZM60 180L61 183L58 185V189H56L57 187L55 186L54 182H59ZM93 177H91V181L93 182ZM123 180V179H122ZM135 180V178H134ZM193 180V179H192ZM112 181V183H113ZM202 181V180H201ZM83 184H82V183ZM130 182V183H129ZM193 182V181H192ZM197 183H199L200 181H196ZM81 183V184H80ZM129 185H131V181H128ZM88 184V183H87ZM101 184V185H100ZM106 186H104V185ZM114 184V183H113ZM195 184V182H194ZM127 185V186H126ZM124 185L125 189L126 187H130L128 186V184ZM147 185V184H146ZM92 186V185H90ZM96 188L97 186L94 185ZM101 186H103V189H101ZM198 186L200 187V190L198 188ZM195 187H197L198 189H196ZM222 187V188H221ZM106 188V189H104ZM110 188V187H109ZM146 188V187H145ZM111 189H113L111 187ZM117 189V188H116ZM256 189H257V185H256ZM30 190V189H29ZM108 190V189H107ZM197 190V191H196ZM199 190V191H198ZM26 191V190H25ZM90 191H94L92 193ZM109 191V190H108ZM111 191V190H110ZM114 191V190H112ZM190 191V192H189ZM192 191V192H191ZM232 191V192H231ZM236 191L233 195V192ZM91 194H90V193ZM116 192V191H114ZM199 193V194H196ZM231 192V194H230ZM112 193V192H110ZM229 193L230 195H233L232 196V199H230L231 197L229 196H226V194ZM243 193L245 195H243ZM201 194V195H200ZM205 194L207 196H205ZM50 195V196H51ZM87 195V197H88ZM97 195V194H96ZM144 195V194H143ZM187 195V194H186ZM85 196V197H84ZM101 196V195H100ZM137 196V195H136ZM146 196V195H145ZM84 197V198H82ZM87 199V201L91 198ZM110 197V196H109ZM188 197V195H187ZM196 197V199H198ZM235 197V196H234ZM64 198V197H63ZM91 198V199H92ZM95 198H99V197H95ZM112 198V197H111ZM130 198V197H129ZM83 199V200H81ZM90 199V200H91ZM219 199V200H218ZM227 199V200H226ZM84 200V201H85ZM82 201V202H80ZM92 201V200H91ZM95 201V199H93V202ZM132 201V200H131ZM158 201V200H157ZM211 201H213V203L211 204ZM220 201V202H219ZM222 201V202H221ZM233 201V202H234ZM68 202H69V199H68ZM86 202V201H85ZM90 202V201H88ZM135 202V201H134ZM142 202V200H141ZM165 202V201H163ZM193 202V201H192ZM210 202V203H209ZM67 203V202H66ZM116 203V202H115ZM166 203V202H165ZM217 203H219L220 205L217 206ZM68 204V203H67ZM76 204V203H74ZM158 204V203H156ZM170 204V203H169ZM188 204V207H189V212L192 213L193 209L192 208V205H190L189 203ZM87 205V204H86ZM119 205V203H118ZM155 205V203H154ZM163 205V203H162ZM84 206V205H83ZM91 206V204H90ZM116 206V205H115ZM174 206V205H172ZM52 209H48L51 210V211H54V209H56V204H52L50 206ZM72 207V206H71ZM77 207V206H75ZM109 207V206H107ZM114 207V206H112ZM132 207V206H131ZM175 207V206H174ZM59 208V207H58ZM95 208V207H94ZM104 208V207H103ZM170 208H171V205H170ZM173 208V207H172ZM176 208V207H175ZM185 208V207H184ZM72 209V208H71ZM69 209V211L71 210ZM76 209V208H75ZM106 209V208H104ZM116 208H114V211H115ZM124 209V208H123ZM150 209V208H149ZM152 209V207H151ZM165 209V208H164ZM213 209V210H214ZM241 209L242 206H239V207H236V210H234L230 216H234L236 214H239L241 212ZM118 210H121V209H118ZM125 210V209H124ZM129 210V209H128ZM163 210V209H162ZM166 210V209H165ZM172 211V209H169ZM173 210H175L173 208ZM255 210H263L264 211V203L263 204H260L258 206L255 207V209L253 210L255 212ZM44 212L45 209L43 210ZM74 211V210H73ZM79 208L77 209L76 212H79ZM102 211V209H101ZM122 211V210H121ZM176 211V210H175ZM175 211H172L173 213ZM188 211V210H187ZM42 212V216H43V213ZM71 212V211H70ZM75 212V213H76ZM91 212V211H90ZM120 212V211H119ZM167 212V211H166ZM41 213V212H40ZM47 213V212H46ZM49 213V212H48ZM47 213V214H48ZM88 213V212H87ZM94 213V212H93ZM104 213V212H103ZM168 213H170L169 211L166 213V215H168ZM172 213V214H173ZM181 213V212H180ZM188 213V212H187ZM208 213V214H206ZM252 213V212H251ZM45 214V213H44ZM46 214V215H47ZM90 214V213H89ZM171 214V213H170ZM175 214H178L177 212H175ZM60 215V214H59ZM65 215V213L63 214V216ZM67 215V214H66ZM190 215V214H189ZM22 216V215H20ZM61 216V215H60ZM23 217H27L25 214ZM83 218V216H81ZM59 218V217H58ZM114 218V217H113ZM81 219V218H80ZM88 219V218H87ZM41 220V219H40ZM105 220V219H104ZM115 220V219H114ZM89 221V220H88ZM86 221V222H88ZM106 221V220H105ZM144 221V220H143ZM146 221V220H145ZM60 222V221H59ZM249 224H254V225H257V224H264V216L263 217H252L251 219L248 220ZM56 223V222H55ZM54 223V225H55ZM63 223V222H62ZM61 223V224H62ZM67 223V222H66ZM77 223V221L75 222ZM111 223V222H110ZM127 223V222H126ZM59 224V223H58ZM103 224V223H102ZM57 225V224H56ZM140 225V224H139ZM144 225V224H142ZM146 225V224H145ZM235 225H237V222L235 221ZM56 232L66 236V237H75V235H71L69 234L67 231H65L64 229V226L63 225H60L59 224V227H56V226H53V225H50ZM69 227V226H68ZM140 227V226H139ZM101 228V227H100ZM141 228V227H140ZM104 229V227H103ZM127 229V228H126ZM173 229V228H172ZM176 229V228H175ZM173 229V230H175ZM249 230L247 231V233L244 235V234H240L238 231H235V229L231 226L227 227V228H222V229H219V230H205L206 232H204L202 235H199L198 238H203L205 239L206 241L210 242V243H228V244H232V245H238L240 246L242 243H244L246 241V239L248 237H258L262 242H263V245H264V225L261 226H253L251 228H248ZM135 230V229H134ZM93 231V230H92ZM123 231V230H122ZM121 231V232H122ZM176 231V230H175ZM179 232V231H178ZM174 233V232H173ZM130 234V233H128ZM168 234V233H167ZM170 236V235H169ZM198 236V235H197ZM132 237V236H131ZM44 238V235L38 230V228L36 227H32V226H29L27 225L25 222H24V219H19L13 215H11L10 213L6 212V211H3L1 208H0V239L4 240L5 242L7 243H2L0 241V264H6L8 262V259L10 257V255L16 251L17 249H19L20 247L26 245V244H29V243H33L35 241H38L40 239H43ZM172 238V237H171ZM162 239V238H161ZM166 239V238H165ZM168 239V238H167ZM170 239V238H169ZM173 239V238H172ZM180 240V238H178ZM177 239V241H179ZM182 239V238H181ZM197 239V238H196ZM128 242V241H127ZM131 242V241H130ZM166 242V241H165ZM172 242V241H171ZM176 242V240L174 241ZM162 243V242H161ZM163 243H164V239H163ZM172 244V243H170ZM168 244V245H170ZM156 245V244H155ZM166 245V246H168ZM200 246H207L208 248L205 247V249L203 251L201 250H197L196 252H194V250L192 248L189 247V245H186L185 247L187 249H190L189 251H186L187 249L185 248H182V249H185L186 252H183V250H181L182 252L181 253H184V257L182 256V258L184 259L185 258V254L186 253H194L195 256H187L188 259V263L189 264V260H191L190 258L193 259V264H231L233 258H235V256H241V258L243 259V257L245 256L246 258H251L253 259V257L255 256H259V260H260V257L263 258L264 257V251L262 250H259V249H256V250H252V251H242V252H230V251H227L223 254H220L218 252H213L212 253V256L208 259H203V256L205 254L208 253V251L210 250L211 246H208V245H200ZM162 247V246H161ZM184 247V246H183ZM134 249V248H133ZM132 249V250H133ZM193 250V251H192ZM216 250V248H215ZM180 251V250H179ZM169 253V252H168ZM166 253V254H168ZM179 253V252H178ZM179 254V255H180ZM238 254V255H237ZM136 255V254H135ZM170 256V255H169ZM173 256V255H172ZM178 256V254H177ZM176 256V257H177ZM180 256V257H181ZM140 257V256H139ZM143 257V256H142ZM159 258V257H158ZM178 258V257H177ZM238 258V257H237ZM240 258V260H241ZM137 259H138V256H137ZM258 259V257H257ZM149 260V259H148ZM173 260V259H172ZM181 260L180 258L178 259V261ZM185 260V262H187ZM245 260V259H244ZM243 260V261H244ZM151 261V260H150ZM163 261V260H162ZM174 261V260H173ZM172 261V263H173ZM196 261V262H195ZM231 261V262H230ZM242 261V262H243ZM249 260H245V262H247ZM251 261V260H250ZM252 261H256V259L252 260ZM251 261V262H252ZM262 261V260H261ZM164 262V261H163ZM166 262V260H165ZM168 262V260H167ZM166 262V263H167ZM170 262V261H169ZM184 262V261H183ZM182 262V263H183ZM249 262V263H251ZM258 262V261H256ZM160 263V262H158ZM177 262H174L173 264H176ZM181 263V264H182ZM238 263V262H236ZM264 264V262H262ZM41 264H90L88 263L86 260L82 259L81 257L73 254V253H64L63 256L61 257H58V258H55L53 260H50V261H46L44 263H41ZM144 264V263H143ZM156 264V263H155ZM165 264V263H164ZM170 264V263H169ZM178 264V263H177ZM180 264V263H179ZM234 264V263H233ZM252 264H255L252 262ZM257 264V263H256ZM260 264V262H259Z\"/></svg>",
  "mask_w": 264,
  "mask_h": 264
},
{
  "label": "crops",
  "instance_id": "3",
  "mask_svg": "<svg viewBox=\"0 0 264 264\" xmlns=\"http://www.w3.org/2000/svg\"><path fill=\"white\" fill-rule=\"evenodd\" d=\"M146 13L128 0H0V60L25 68L47 94H92L175 41L159 46V7Z\"/></svg>",
  "mask_w": 264,
  "mask_h": 264
},
{
  "label": "water",
  "instance_id": "4",
  "mask_svg": "<svg viewBox=\"0 0 264 264\" xmlns=\"http://www.w3.org/2000/svg\"><path fill=\"white\" fill-rule=\"evenodd\" d=\"M200 25L214 28L210 25ZM1 88L2 94L15 97L28 107L34 108L37 116L53 118L57 112L59 100L36 97L21 89L6 88L2 84ZM65 116L71 117L74 121L77 120V115L70 111H66ZM80 119L85 122L87 115H82ZM34 218V225L44 235V238L14 251L6 264H41L61 257L64 253H73L90 264H138L128 244L113 245L100 242L90 230L75 237H66L56 232L50 225L37 220L36 216Z\"/></svg>",
  "mask_w": 264,
  "mask_h": 264
},
{
  "label": "trees",
  "instance_id": "5",
  "mask_svg": "<svg viewBox=\"0 0 264 264\" xmlns=\"http://www.w3.org/2000/svg\"><path fill=\"white\" fill-rule=\"evenodd\" d=\"M152 5H161L171 10L176 14L179 24L184 22V11H186V21H189L194 16L207 24H229L237 29L256 26L264 22V0H164L155 1ZM169 42L165 41L162 44ZM144 58L145 54L140 55L136 61L129 63L127 69L121 71V75L130 67L137 66ZM41 97L52 100H72L80 96L73 94H45Z\"/></svg>",
  "mask_w": 264,
  "mask_h": 264
},
{
  "label": "built area",
  "instance_id": "6",
  "mask_svg": "<svg viewBox=\"0 0 264 264\" xmlns=\"http://www.w3.org/2000/svg\"><path fill=\"white\" fill-rule=\"evenodd\" d=\"M0 83L8 88L21 89L32 95L47 94L44 85L32 77L25 68L4 60H0Z\"/></svg>",
  "mask_w": 264,
  "mask_h": 264
},
{
  "label": "flooded vegetation",
  "instance_id": "7",
  "mask_svg": "<svg viewBox=\"0 0 264 264\" xmlns=\"http://www.w3.org/2000/svg\"><path fill=\"white\" fill-rule=\"evenodd\" d=\"M194 247L196 250H204L205 249L204 246H199V245H197V246L195 245Z\"/></svg>",
  "mask_w": 264,
  "mask_h": 264
}]
</instances>
